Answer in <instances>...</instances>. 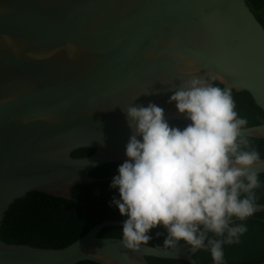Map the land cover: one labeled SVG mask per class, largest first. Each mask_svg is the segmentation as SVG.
<instances>
[{
    "label": "water",
    "instance_id": "obj_1",
    "mask_svg": "<svg viewBox=\"0 0 264 264\" xmlns=\"http://www.w3.org/2000/svg\"><path fill=\"white\" fill-rule=\"evenodd\" d=\"M213 76L264 112V25L247 0H0V264H198L183 241L134 251L100 236L124 220L60 247L8 242L1 228L29 193L74 200L77 186L101 180L93 170L123 162L128 107L155 103L187 123L170 96ZM243 134L264 139V122Z\"/></svg>",
    "mask_w": 264,
    "mask_h": 264
},
{
    "label": "clouds",
    "instance_id": "obj_2",
    "mask_svg": "<svg viewBox=\"0 0 264 264\" xmlns=\"http://www.w3.org/2000/svg\"><path fill=\"white\" fill-rule=\"evenodd\" d=\"M193 77L169 98L187 123L173 125L155 103L126 110L132 132L126 159L118 166L109 203L124 217L122 242L139 250L164 237L163 248L181 241L210 252L225 264V245L240 242L245 221L255 215L262 187L260 152L243 130L248 120L236 111L231 87ZM239 221L240 223H236Z\"/></svg>",
    "mask_w": 264,
    "mask_h": 264
},
{
    "label": "trees",
    "instance_id": "obj_3",
    "mask_svg": "<svg viewBox=\"0 0 264 264\" xmlns=\"http://www.w3.org/2000/svg\"><path fill=\"white\" fill-rule=\"evenodd\" d=\"M248 4L255 12L257 17L264 25V0H247ZM221 87L220 84L214 83ZM233 98L236 103V111L241 117L248 120V125H255L264 122V112L255 104L251 95L246 91H232ZM173 125L183 127L186 123L174 121ZM252 145L260 152L261 157L264 158V139L249 137ZM90 150L84 149L77 151L76 155H86ZM123 162H114L101 165L92 171V175L101 177L99 170H110L112 166H117ZM260 180L262 187L257 190V202L264 203V173H260ZM111 180L104 182H94L87 185H79L74 190V197L81 198L88 205H92V201L84 200V196L80 197V193L84 191L97 190L99 186L105 187L110 192L118 193L117 190L110 188ZM41 196L42 199L48 200L47 203H40L32 201L33 197ZM39 205H43L42 207ZM64 205L68 207L65 208ZM84 205V204H83ZM50 207L54 216L37 220L44 214L45 208ZM92 209V208H91ZM88 210V209H87ZM85 206L82 204H75L65 198H59L52 195L32 192L27 197L19 199L10 208L5 217L3 226L1 228L2 238L8 242L29 243L35 246H49L60 247L68 245L76 240L79 236L84 234L96 223L103 219H125L119 213L118 209L111 211V214L97 217L96 214L88 213ZM70 211L71 213L64 215ZM68 215L70 217H68ZM26 219V220H25ZM55 220L57 222H55ZM236 223H240L236 221ZM247 233L241 238L240 242L232 245H225V264H250L264 261V210L255 213L247 221ZM165 232L163 228L154 229L152 231L153 240L149 242L151 245L162 246L164 237L155 238V232ZM166 235V232H165ZM100 236H113L122 238V226L105 227ZM198 264H213L211 254L207 250H199L195 254ZM152 264H190L184 259H165L158 257H149ZM79 264H97L91 261H83Z\"/></svg>",
    "mask_w": 264,
    "mask_h": 264
},
{
    "label": "flooded vegetation",
    "instance_id": "obj_4",
    "mask_svg": "<svg viewBox=\"0 0 264 264\" xmlns=\"http://www.w3.org/2000/svg\"><path fill=\"white\" fill-rule=\"evenodd\" d=\"M118 166L119 165L112 166V168L110 170H106V171H104L105 169H102V170L100 169L99 172H100L101 177H98V178L101 180H99L97 182H104V181H108V180L113 179V177L118 174V172H117ZM73 196H74V193H73ZM79 196L80 197L84 196V198H85L84 200H86L88 202L92 201L91 202L92 205H88V203H86L85 201L84 202L81 201V198H79V197L77 199L74 197L75 198L74 200L68 199L70 201H73L75 204H79V205L82 204L83 207L85 206L86 210L88 209L87 210L88 213L83 212V215L92 213L93 215L96 214L97 217H103L104 215L111 214V211H115V209H117L115 207H110L109 203L112 200L113 196H116L117 198H119V193L110 192V191L106 190L105 187L103 188L102 186H99L97 190H90V191L81 192ZM32 201L40 202V203H47L48 202V200L42 199L41 196L33 197ZM39 206L42 207L43 205H39ZM64 207L68 209V207L66 205H64ZM69 213H71V212L70 211H68L67 213L65 212L64 215H67ZM43 214L44 215L41 218H37V220H43V218H48V217L54 216L52 209L50 207L45 208L43 211ZM68 217H70V216L68 215ZM106 219H112V218H106ZM106 219H103L102 221H104ZM113 220H124V219H113ZM102 221H100V222H102ZM55 222H57V221L55 220ZM96 224H98V223H96ZM112 226H116V225H111V226H107V227H112ZM110 237H113V236H110Z\"/></svg>",
    "mask_w": 264,
    "mask_h": 264
}]
</instances>
